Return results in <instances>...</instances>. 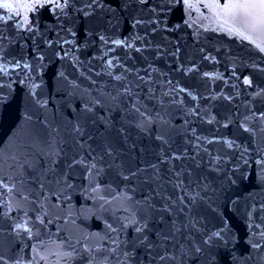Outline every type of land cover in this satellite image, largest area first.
Returning <instances> with one entry per match:
<instances>
[{"label":"water","instance_id":"water-1","mask_svg":"<svg viewBox=\"0 0 264 264\" xmlns=\"http://www.w3.org/2000/svg\"><path fill=\"white\" fill-rule=\"evenodd\" d=\"M189 2L0 9V264H264V53Z\"/></svg>","mask_w":264,"mask_h":264},{"label":"snow or ice","instance_id":"snow-or-ice-1","mask_svg":"<svg viewBox=\"0 0 264 264\" xmlns=\"http://www.w3.org/2000/svg\"><path fill=\"white\" fill-rule=\"evenodd\" d=\"M48 3H54L55 7L61 8L63 5L68 3V0H31V2L20 3L12 2V0H0V9H4L8 15L7 19H12L13 15L19 16L21 12H32L38 8H43ZM141 3H147V0H141ZM184 3L187 4L189 8H192L193 5L189 0H184ZM203 7L209 9L213 12L214 20L218 24L221 30L227 31L230 34H233L242 40L249 41L254 44L255 47L261 52L264 53V0H224L222 3L221 0H208L207 3L203 4ZM4 17L0 15V20H3ZM29 17L27 15L23 16V21L28 22ZM120 43V41H116ZM111 63V62H109ZM207 75V73L205 74ZM245 84L251 85L252 81L249 79L244 80ZM264 115V114H262ZM0 186H4L2 181H0ZM183 199V198H181ZM192 202L195 204L196 197H192ZM21 227V225H17ZM146 228L147 225L145 224ZM142 229L140 227L135 228L136 233H140ZM179 231V229H177ZM213 237L221 238L220 232H215L208 237V240H212ZM163 240H168L169 237L162 236ZM147 240V237L142 238L143 241ZM208 240L205 243H208ZM255 247V245H253ZM181 251H184V246H181ZM194 251L199 253L201 249L195 247ZM187 255V253H184ZM2 259V257H0ZM169 259H175L174 256H168L167 254L160 255V261H166Z\"/></svg>","mask_w":264,"mask_h":264}]
</instances>
